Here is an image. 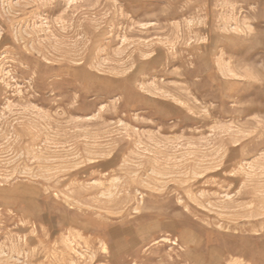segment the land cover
<instances>
[{"label":"rangeland","instance_id":"374dc122","mask_svg":"<svg viewBox=\"0 0 264 264\" xmlns=\"http://www.w3.org/2000/svg\"><path fill=\"white\" fill-rule=\"evenodd\" d=\"M0 264H264V0H0Z\"/></svg>","mask_w":264,"mask_h":264}]
</instances>
